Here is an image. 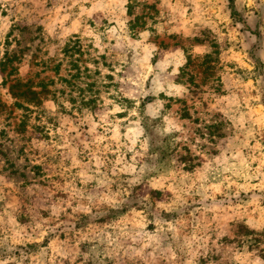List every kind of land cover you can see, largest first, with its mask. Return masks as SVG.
Here are the masks:
<instances>
[{
    "label": "rangeland",
    "instance_id": "1",
    "mask_svg": "<svg viewBox=\"0 0 264 264\" xmlns=\"http://www.w3.org/2000/svg\"><path fill=\"white\" fill-rule=\"evenodd\" d=\"M0 264H264V0H0Z\"/></svg>",
    "mask_w": 264,
    "mask_h": 264
},
{
    "label": "trees",
    "instance_id": "2",
    "mask_svg": "<svg viewBox=\"0 0 264 264\" xmlns=\"http://www.w3.org/2000/svg\"><path fill=\"white\" fill-rule=\"evenodd\" d=\"M247 232H249V233H250L251 231H247Z\"/></svg>",
    "mask_w": 264,
    "mask_h": 264
}]
</instances>
